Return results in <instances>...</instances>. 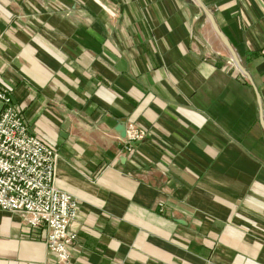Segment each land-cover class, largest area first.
I'll return each instance as SVG.
<instances>
[{"label":"crops","instance_id":"obj_1","mask_svg":"<svg viewBox=\"0 0 264 264\" xmlns=\"http://www.w3.org/2000/svg\"><path fill=\"white\" fill-rule=\"evenodd\" d=\"M0 0V89L59 153L73 264H264V0ZM147 131L133 153L116 130ZM0 209V264H59Z\"/></svg>","mask_w":264,"mask_h":264},{"label":"built area","instance_id":"obj_2","mask_svg":"<svg viewBox=\"0 0 264 264\" xmlns=\"http://www.w3.org/2000/svg\"><path fill=\"white\" fill-rule=\"evenodd\" d=\"M147 131L126 122L123 151L133 153ZM57 150L30 133L11 95L0 89V209L19 212L30 228L45 229L44 241L59 264L72 263L77 241L75 196L56 183Z\"/></svg>","mask_w":264,"mask_h":264},{"label":"water","instance_id":"obj_3","mask_svg":"<svg viewBox=\"0 0 264 264\" xmlns=\"http://www.w3.org/2000/svg\"><path fill=\"white\" fill-rule=\"evenodd\" d=\"M195 2L200 6L201 10H203V12L206 14L213 30L215 31V33L217 34V36L223 41V43L226 45V47L228 48L231 57L235 63V65L237 66V68L250 79V76L247 72V70L244 68V66L241 64L239 58L237 57L234 49L232 48L231 44L229 43V41L227 40L226 36L219 30L211 12L207 9V7L203 4V2L201 0H195ZM116 130L117 132L122 136L125 137L126 136V124L125 122H121L116 126Z\"/></svg>","mask_w":264,"mask_h":264}]
</instances>
